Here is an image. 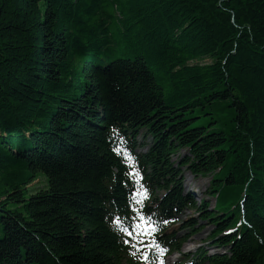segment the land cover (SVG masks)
Segmentation results:
<instances>
[{"label": "trees", "instance_id": "16d2710c", "mask_svg": "<svg viewBox=\"0 0 264 264\" xmlns=\"http://www.w3.org/2000/svg\"><path fill=\"white\" fill-rule=\"evenodd\" d=\"M189 205L226 250L192 264H264V0H0V264H131L138 212L179 252Z\"/></svg>", "mask_w": 264, "mask_h": 264}, {"label": "rangeland", "instance_id": "374dc122", "mask_svg": "<svg viewBox=\"0 0 264 264\" xmlns=\"http://www.w3.org/2000/svg\"><path fill=\"white\" fill-rule=\"evenodd\" d=\"M229 110L230 108H226V107H220V109L218 110L210 107H206L205 110L197 109L192 114V117H194V119L191 123L195 126H207L208 128H211L214 131L221 128L224 129L227 119L229 117ZM208 113H212V115ZM139 139H140V134L138 136V140ZM138 150H142V149H138ZM186 154L187 153L185 149H182L181 151H179V156H172V161L176 163L180 156ZM178 177H181V184L186 191H190L192 193V191L188 190V188H192V190L194 189L193 196L195 199L194 201H196V204H199L203 197L207 199L210 204L215 203V198L213 197V195L208 193V187L211 179L209 176L206 178L203 177L195 178L191 173L183 169L182 171H180ZM39 182H41V180H39ZM39 182L35 181L32 183L33 189H36L37 187H40L42 185L41 184L42 182L41 183ZM225 190L221 191L220 196L218 197V201L220 204H222ZM226 199L229 203H233L234 201V198L231 196V194H229ZM195 219H197V215L194 211V208L193 209H191V207L184 208L180 214V219H179L180 221L177 224H174L173 227L171 228V232L176 233L178 236L182 234L187 235V241L181 247L180 255L182 254L192 255L200 247L202 248L204 247L205 250L208 249L206 251L209 253L216 250L212 247L209 248L208 246L209 236L213 231V226L210 223L205 221L203 222L199 221L198 223H196L195 231L193 233H188L187 230H183V225L186 222ZM138 242L139 241L137 240L136 243L132 245V253L133 255L135 254L136 256L139 255L138 253L140 250ZM168 257H173L172 261L168 262ZM168 257L161 260L160 264H175L176 261H179L181 259L180 256L177 254H172Z\"/></svg>", "mask_w": 264, "mask_h": 264}, {"label": "snow or ice", "instance_id": "6c2138e0", "mask_svg": "<svg viewBox=\"0 0 264 264\" xmlns=\"http://www.w3.org/2000/svg\"><path fill=\"white\" fill-rule=\"evenodd\" d=\"M139 195H140V193H136V196H139ZM136 202L139 203L140 201L137 200ZM133 211L134 212H138L137 209H133ZM138 219L141 221V223H137V224H135L133 226L135 231H136V233H137V235H139V236L150 235L152 232L155 231V228L151 226V222H150V218L149 217H145L143 214H139V212H138ZM115 222L119 224L120 223L119 218H116ZM124 231H126L129 236L133 235V232L132 231H128V229H124ZM152 246H153L152 244H145L144 245L145 248H150ZM143 259L145 261H147V259H148L147 252L144 253Z\"/></svg>", "mask_w": 264, "mask_h": 264}, {"label": "bare ground", "instance_id": "6f19581e", "mask_svg": "<svg viewBox=\"0 0 264 264\" xmlns=\"http://www.w3.org/2000/svg\"><path fill=\"white\" fill-rule=\"evenodd\" d=\"M188 190L194 191V189L192 190V188H188ZM173 257H168V262L172 261Z\"/></svg>", "mask_w": 264, "mask_h": 264}]
</instances>
